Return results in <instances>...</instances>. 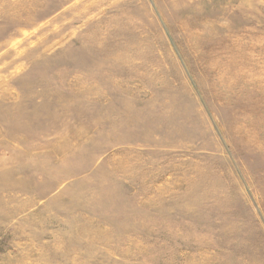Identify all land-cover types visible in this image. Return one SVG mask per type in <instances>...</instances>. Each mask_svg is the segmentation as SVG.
<instances>
[{"label": "rangeland", "instance_id": "obj_1", "mask_svg": "<svg viewBox=\"0 0 264 264\" xmlns=\"http://www.w3.org/2000/svg\"><path fill=\"white\" fill-rule=\"evenodd\" d=\"M0 264H264V0H0Z\"/></svg>", "mask_w": 264, "mask_h": 264}]
</instances>
